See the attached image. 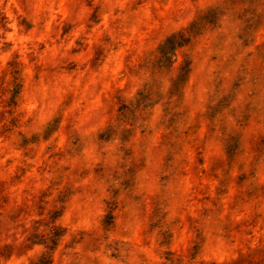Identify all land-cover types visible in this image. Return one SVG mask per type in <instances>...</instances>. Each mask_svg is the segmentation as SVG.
Masks as SVG:
<instances>
[{"label": "clouds", "instance_id": "1", "mask_svg": "<svg viewBox=\"0 0 264 264\" xmlns=\"http://www.w3.org/2000/svg\"><path fill=\"white\" fill-rule=\"evenodd\" d=\"M179 2L184 7L156 31L153 46L131 69L139 79L135 87L101 91L97 86L74 100L72 92L65 91L50 74L39 75L42 58L28 65L36 71L27 77L29 90L17 113L22 114V123L12 130L10 138L0 135V191L7 190L11 196L5 203L0 195V249L5 243L12 245L22 264H50L53 254L58 264H181L176 251L183 252L185 241L177 233V249L170 251L168 240L172 236L169 225L184 210L180 206L183 188L174 189L173 180L180 164L186 161H176L178 149L170 144L164 164H154L156 145L146 150L137 163L127 143L125 124L132 122L151 132L155 127L151 121H160L173 112L176 105L172 97L181 96L189 80L193 90L206 97L207 105L221 112L224 125L241 116L245 106L249 113L264 112V65L256 62L258 54L248 43L249 25L264 19V0ZM13 3L15 0H7V6ZM5 5L6 0H0V8ZM27 10L25 19L31 28L22 27L27 35L15 40L11 34L0 38V50L8 42L13 45L6 54L0 51V71L8 59H13L12 52L19 51L24 64L28 63L25 53L29 51L39 57V44L51 38L61 23L59 16L71 19L75 15L88 23L95 12L101 21L97 27L111 25L128 30L130 24L148 29L153 18L143 0H27ZM9 27L15 29V22ZM80 31H84L83 24ZM126 76L127 72H122L119 79ZM201 76L207 86L201 84ZM113 109L119 113L115 123ZM142 110L147 112L138 117ZM58 128L66 131L64 142L57 148L48 141L45 147L51 155L63 154L64 159L50 162L51 171L42 187L50 189L51 201L59 197L55 207L66 213L72 223L66 235L60 233L56 249V225L47 213L38 215L30 209L23 216L17 215L24 205L18 199L21 189L15 180V169L21 163H37L26 155V149L20 148V133L29 145H35ZM9 160L13 161L11 166ZM262 168L264 151L257 150L255 161L242 176L245 190L233 205L237 215L247 198L253 216L264 217ZM29 179H25L24 187L31 193L34 189ZM39 179L34 174L33 182ZM148 199L153 211L146 217L144 206ZM77 200L80 205H74ZM174 204L177 211H173ZM234 224V219L222 218L218 209L206 208L192 221V229L202 240L205 234L213 239H228ZM145 232L146 243H141L140 234ZM252 239L249 236L244 241L252 254L264 249V243H250ZM222 251L218 248L216 254ZM227 251L230 264H246L244 256ZM0 264H4L2 257ZM188 264L199 261L189 258Z\"/></svg>", "mask_w": 264, "mask_h": 264}, {"label": "rangeland", "instance_id": "2", "mask_svg": "<svg viewBox=\"0 0 264 264\" xmlns=\"http://www.w3.org/2000/svg\"><path fill=\"white\" fill-rule=\"evenodd\" d=\"M88 6L91 7L90 4ZM143 6L153 12L148 29L135 24L129 25L131 30L111 25L97 27L101 21L95 12L88 18V23L76 19L75 15L71 19L59 16L57 19L61 23L56 31L49 40L39 44V57L29 51L25 53L28 63L24 64L20 52H12L13 59H8L0 71V108L3 109L0 111V135L10 138L12 130L22 123V114L17 113L29 90L30 80L27 77L30 72L36 71L28 65L38 58H42L39 75L43 77L50 74L65 91L72 92L74 100L97 86L101 91L135 87L139 79L131 69L139 64L145 52L153 46L156 31L163 28L184 7L179 0H143ZM27 11V0H15L11 6H7L6 0L5 7L0 8V29H3L0 38L11 34L15 40L27 35L26 31H22L23 26L31 28L25 19ZM13 22L16 24L15 29L9 27ZM82 24L84 31H80ZM93 28L96 30L93 31ZM249 28L251 31L248 43L258 54L256 62L264 65V19L258 20L255 25H249ZM12 46V42H8L0 51L6 54ZM122 72H127L123 80L119 79ZM199 79L202 85L207 86L202 76ZM172 102L176 105L173 112H169L160 121H151L155 124L151 132H146L132 122L125 124L127 143L137 163L146 150L156 145L158 151L153 156L154 164H164L170 144L178 149L176 161H186L180 164L173 180L174 189L183 188L184 197L180 206L184 210L169 225L172 229V236L168 240L169 250L177 249L175 237L178 233L179 238L185 241L183 252L176 251L181 264H188L189 258L198 260L199 264H230L229 249L232 250L231 255L244 256L246 264H264V249L252 254L249 245L244 243L249 236L253 238L250 243H264V236H261L264 233V217L253 216L252 205L247 202V198L238 215L237 208L233 207L239 193L245 190L242 176L247 171V166L255 161L257 150L264 151V112L249 113L245 106L241 116L234 117L224 125L221 112L207 105L206 97L201 96L199 90H193L191 80L184 86L181 96L172 97ZM144 112L147 110L138 112L137 116ZM118 115L113 109L114 123ZM65 134V129L58 128L52 135L46 134L35 145H29L24 134L20 133V148L26 149V155H30L37 163H21L15 169V180L21 189L18 199L24 205L17 215L23 216L30 209L38 215L47 213L53 225H56V237L53 240V247L56 249H59L60 233L66 235L72 221L66 213L55 207L59 197L56 201H51L50 189L42 187L46 175L51 171L50 162L54 164L64 159L60 153L51 155L45 144L52 141L59 148L64 142ZM12 164L13 161L9 160L8 165ZM64 171H69L67 165L64 166ZM260 171L264 173V168ZM34 174L40 177L38 181L33 182ZM25 179L32 183L33 192L30 193L24 187ZM143 179L142 174L141 182ZM0 195L4 196L5 203L10 202L11 196L7 194V190L0 191ZM80 204V200L74 201V205ZM206 208L218 209L225 220H235L228 234L231 243L222 237H207V234L202 240L200 234L193 231L192 221ZM144 210L146 217L151 215V199L146 200ZM173 211H177L175 204ZM147 235V232L140 234L141 243H146ZM187 241L198 243L189 244ZM218 248L224 250L219 255L216 254ZM0 257L4 264H22L15 248L7 243L0 249ZM50 264H58L55 254Z\"/></svg>", "mask_w": 264, "mask_h": 264}]
</instances>
